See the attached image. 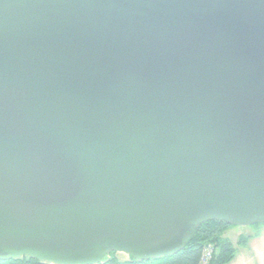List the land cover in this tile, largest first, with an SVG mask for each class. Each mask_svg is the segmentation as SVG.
Returning <instances> with one entry per match:
<instances>
[{"label": "water", "instance_id": "95a60500", "mask_svg": "<svg viewBox=\"0 0 264 264\" xmlns=\"http://www.w3.org/2000/svg\"><path fill=\"white\" fill-rule=\"evenodd\" d=\"M263 220L264 0H0V261Z\"/></svg>", "mask_w": 264, "mask_h": 264}, {"label": "trees", "instance_id": "16d2710c", "mask_svg": "<svg viewBox=\"0 0 264 264\" xmlns=\"http://www.w3.org/2000/svg\"><path fill=\"white\" fill-rule=\"evenodd\" d=\"M264 222L263 221H258ZM229 225L218 221H209L198 226L191 234L184 236L182 248L170 256L159 259L136 261L127 256L120 260L118 253L108 254L99 264H198L203 248L212 244L217 249L210 264H229L235 258V248L231 241L225 237L224 230ZM239 242H243L240 238ZM0 264H47L27 257L16 260L0 261Z\"/></svg>", "mask_w": 264, "mask_h": 264}, {"label": "rangeland", "instance_id": "374dc122", "mask_svg": "<svg viewBox=\"0 0 264 264\" xmlns=\"http://www.w3.org/2000/svg\"><path fill=\"white\" fill-rule=\"evenodd\" d=\"M224 234L235 248V258L229 264H264V222L249 226H228ZM240 238L243 240L241 243ZM117 257L120 260L127 259L124 254L118 253Z\"/></svg>", "mask_w": 264, "mask_h": 264}, {"label": "built area", "instance_id": "2783aa9c", "mask_svg": "<svg viewBox=\"0 0 264 264\" xmlns=\"http://www.w3.org/2000/svg\"><path fill=\"white\" fill-rule=\"evenodd\" d=\"M215 252L216 248L212 244L206 245L201 252L198 264H210Z\"/></svg>", "mask_w": 264, "mask_h": 264}]
</instances>
